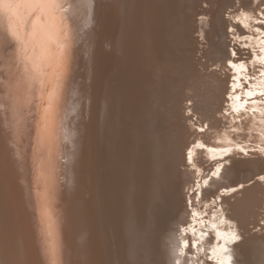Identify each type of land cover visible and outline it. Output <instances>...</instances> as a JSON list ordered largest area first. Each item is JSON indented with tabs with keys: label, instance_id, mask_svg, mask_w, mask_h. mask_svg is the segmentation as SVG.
<instances>
[{
	"label": "bare ground",
	"instance_id": "bare-ground-1",
	"mask_svg": "<svg viewBox=\"0 0 264 264\" xmlns=\"http://www.w3.org/2000/svg\"><path fill=\"white\" fill-rule=\"evenodd\" d=\"M57 17L0 0V264H264V0Z\"/></svg>",
	"mask_w": 264,
	"mask_h": 264
},
{
	"label": "rangeland",
	"instance_id": "rangeland-1",
	"mask_svg": "<svg viewBox=\"0 0 264 264\" xmlns=\"http://www.w3.org/2000/svg\"><path fill=\"white\" fill-rule=\"evenodd\" d=\"M229 6H230V4H228ZM172 8V9H171ZM170 10H172L171 11V14H173V13H175L176 14V11H174L173 12V10H175L174 9V5L173 6H171L170 7ZM173 29H174V27H173ZM214 31H215V33H214V39H213V42H212V49H211V54L213 55V56H215V58H216V62H217V64L218 65H225V61H228V58H229V52H228V50H226V48H227V46H226V31H225V29H224V27H222V26H215L214 27ZM224 31H225V33H224ZM166 32L167 31H165V33H164V35H165V37H163L164 38V40L162 41V45L164 46V48H163V46L161 47L162 49H164V50H162L161 49V51H159V54L161 55V54H163V55H159L160 56V58L161 57H165V59L163 60V58H161L162 60H161V63H162V65H164V66H166V65H168L169 63H168V60H167V58H170L171 56H173V54H172V51H173V48H171V46H170V41L168 40V37H166L167 35H166ZM225 34V35H224ZM224 38V39H223ZM219 39V40H218ZM164 41H167V42H164ZM218 42V43H217ZM221 42V43H220ZM225 42V43H224ZM165 43V44H164ZM166 43H169V45L167 44L166 45ZM168 46V47H167ZM169 46H170V48H169ZM169 48V49H168ZM215 48H216V50H215ZM60 49L61 48H57V49H55V55H54V63H52V65H63V63H62V60H61V57H60V55H61V53H60ZM171 50V51H170ZM214 50H215V52H214ZM168 51H169V53H168ZM161 52V53H160ZM223 54H225V55H223ZM217 55V56H216ZM224 57H223V56ZM226 56V57H225ZM228 56V57H227ZM174 57V56H173ZM221 58H223V59H221ZM167 60V61H166ZM166 62V63H165ZM220 62V63H219ZM223 62V63H222ZM164 63V64H163ZM170 65V64H169ZM167 71V70H166ZM152 164H151V167L153 168V171H154V166H155V158L153 157L152 158ZM261 162V161H260ZM153 165V166H152ZM136 167V166H135ZM137 169H135V170H139V167H138V165H137V167H136ZM151 171H152V169H151ZM153 171L151 172V174L150 175H154V174H152L153 173ZM151 176V177H152ZM151 177H149V180H148V182L145 184V188H146V191L148 192V193H150L151 192V190H152V185H153V177L151 178ZM153 180V181H152ZM151 184V185H150ZM150 189V190H149ZM243 258H244V256H242ZM253 263V262H252Z\"/></svg>",
	"mask_w": 264,
	"mask_h": 264
},
{
	"label": "snow or ice",
	"instance_id": "snow-or-ice-1",
	"mask_svg": "<svg viewBox=\"0 0 264 264\" xmlns=\"http://www.w3.org/2000/svg\"><path fill=\"white\" fill-rule=\"evenodd\" d=\"M24 4L32 7L33 9H39L42 15L48 17V23L51 29L54 31L58 29L59 21L57 17V4L58 0H22ZM32 73H29L31 78ZM239 237L233 235V240H238ZM187 246V245H185ZM230 264V260H229Z\"/></svg>",
	"mask_w": 264,
	"mask_h": 264
}]
</instances>
